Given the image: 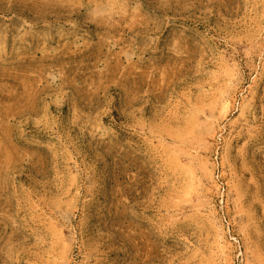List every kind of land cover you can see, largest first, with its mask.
Returning <instances> with one entry per match:
<instances>
[{
	"label": "rangeland",
	"instance_id": "rangeland-1",
	"mask_svg": "<svg viewBox=\"0 0 264 264\" xmlns=\"http://www.w3.org/2000/svg\"><path fill=\"white\" fill-rule=\"evenodd\" d=\"M0 264H264V0H0Z\"/></svg>",
	"mask_w": 264,
	"mask_h": 264
}]
</instances>
